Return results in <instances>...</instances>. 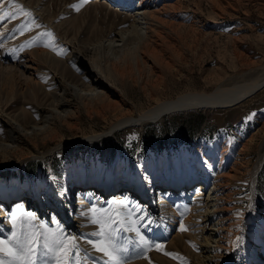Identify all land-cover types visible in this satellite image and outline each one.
Listing matches in <instances>:
<instances>
[{"label": "bare ground", "instance_id": "1", "mask_svg": "<svg viewBox=\"0 0 264 264\" xmlns=\"http://www.w3.org/2000/svg\"><path fill=\"white\" fill-rule=\"evenodd\" d=\"M49 1L51 2V0H27V5L39 8L40 15L44 13L51 18L49 20H53L54 12L49 9L51 7H47L48 4L50 5ZM56 1L58 0H52L54 3ZM99 1L118 7L116 11L125 10L127 14L122 18V22L129 17L131 24L128 28L114 33L116 24L106 30L96 26L97 23L92 21L87 27L86 34L80 36L86 29L84 24L88 18L94 20L97 17H95L98 14L96 9H99L101 4ZM195 1L196 10H200L205 0ZM236 1L238 0H207L220 12L232 8L233 2ZM260 1L263 2L260 6L264 8V0ZM88 3L93 9L87 6L86 11L78 15L70 12L55 25L65 42L72 47L65 60L57 59L48 49L35 48L25 54L26 57L22 59L24 62L15 65L5 62L0 51V121L4 128L0 134V156L22 152L29 144L35 147L46 146L45 144L50 141L60 138L57 122L72 128L77 124L82 111L89 117L109 120V130L81 137L61 138L46 153L51 154L64 146L92 143L102 136L112 134L120 127L143 126L148 121H159L165 113L175 111L174 109L180 111L189 108H228L242 103V100L251 97L264 86V77H259L250 84L248 82L231 89L219 88L212 93H185L176 99L160 101L161 103L158 102L155 106L133 116L130 103L124 96L126 90L123 91V88L127 83H131L144 90L155 91L164 84L169 75L175 74L177 63H181L186 39L190 36V33L185 31L186 24L176 19L178 11L186 6L183 0H89ZM214 15L219 13L214 12L213 17ZM114 16L112 18L106 16V20L112 22ZM85 17L88 18L83 20ZM193 25L192 28H196ZM196 33L195 30V35ZM192 34L194 36V33ZM208 34L211 33H204L202 36ZM234 49L237 60L246 54L244 52L239 54L240 52ZM83 50L91 51L93 54L88 64L82 63L85 67L83 76L86 75L89 81H83L82 75L77 76L73 73L68 64L77 68L81 63ZM132 63L133 67H131ZM250 63L254 64V61L247 60V64ZM244 64L246 63L243 62ZM43 65L50 67L55 76L62 80L51 92L46 91L45 86L35 78L36 72ZM143 75L147 78L144 82H142ZM17 96H20L24 102L29 99V103L33 101L38 105L39 120L31 119L24 109L6 111L16 103ZM70 96H75L77 103L70 102L68 100ZM261 129L263 131L264 125ZM253 139L254 136L241 148L242 154ZM206 155L207 152L202 158ZM210 157L212 165L216 163H219L220 167L224 165L222 156L212 154ZM25 159L27 160V157H22L18 164L22 166ZM242 160L247 161L245 156ZM170 165H173L171 160L156 162L151 171L148 166L145 168L139 166L141 179L136 181L128 178L124 169H120L119 173L114 171V177L108 178L102 175L92 178L87 173L70 174L57 190L43 184L33 187L28 185V189H25L17 180L13 182L12 189L4 186L0 189V236L6 237L12 231L10 212L12 204L13 207L22 205L24 212L32 210L39 222L49 226L58 224L65 231L68 230V234L79 237L83 233L91 232L89 229L94 226H88L85 223L87 218L80 215L81 212L88 211L91 204L101 205L109 201L126 200L129 207L138 205L144 210L153 209L150 205L154 199H151L149 193L151 190H157L160 194L155 201L157 209L150 210L152 212L137 213V215H145L152 221L141 228L142 234L149 242L153 239L166 240L167 246L173 247L182 240L181 249L188 252L192 264H264V213L262 215L252 213L256 206L255 201L259 199L253 189L264 165V153L259 156L258 162L251 169L244 162L232 163L226 168V173L219 174L217 178H213L202 165L195 163L191 174L183 175L180 181L172 174L173 169L176 168ZM167 167L172 168V176L167 178V181H170L168 185L164 182L165 179L157 174L162 170L164 172ZM187 171L183 170L184 173ZM246 176L251 188V193L248 194L250 203L246 212L236 216L237 181H243ZM178 182L181 185L176 189ZM207 188L210 189L208 194ZM111 192H115L114 196H111ZM70 195L72 198L75 195L78 201L69 199ZM186 210L189 211V215L182 220L184 217L182 213ZM53 220L56 223H53ZM179 222H184L187 227L185 233L176 232ZM237 237L241 239L237 241ZM126 238L133 241L137 239L134 233H127ZM189 240L195 244L190 245ZM130 245L135 246V244ZM149 262L140 259L132 264H149Z\"/></svg>", "mask_w": 264, "mask_h": 264}, {"label": "rangeland", "instance_id": "2", "mask_svg": "<svg viewBox=\"0 0 264 264\" xmlns=\"http://www.w3.org/2000/svg\"><path fill=\"white\" fill-rule=\"evenodd\" d=\"M99 2L101 4L98 7L99 9H96L98 14L95 17H97L94 20L91 17L89 19V16L83 18V20L87 18L88 20L84 24V29H86L82 31L80 36L86 34L87 27L92 21L97 23L96 26L106 30L116 24L113 29L114 33L128 28L131 24L129 17L122 22V18L127 14L125 10L119 9L116 11L118 7L107 4L104 1ZM183 2L186 8L178 11L176 19L178 22L186 24L185 31L190 33V36L187 37L188 40L186 39V44L183 47L181 63H177L175 74L169 75L165 79L164 84L155 91L144 90L138 85H132L131 83H127L124 88L122 87L123 91L124 89L126 90L124 91V96L130 103L131 115L133 116H137L140 112L155 106L160 101L176 99L185 93H212L219 88L231 89L234 86H240L248 82L250 84L251 81L264 77V8L260 6L263 3L262 1L238 0L233 2L232 8H226L222 12L217 11L218 9L215 10L216 7L208 3L207 0L203 1L200 10H196L194 6L195 0H183ZM0 3H3L8 10H12L9 7V0H0ZM16 3L31 11L36 23L41 25V27H33L32 31H25L21 35L16 29L25 23L24 17L21 16L16 20L0 22V51L2 56H4V61L18 65V63L24 62L22 59L26 57L25 54L35 48L48 49L57 59L65 60L72 47L65 42L55 25L61 22L64 16H68L70 12H74L76 15L80 14L90 3L85 4L79 11H76L71 6L80 3V0H58L56 3L51 0V2L49 1L50 5L48 4L47 7H51L52 9H49L52 13L54 12L55 18L53 20H49L51 18L44 13L40 15L39 8L27 5V0H16ZM89 8L93 9L92 6H89ZM114 12H116V16L113 15ZM214 12L219 13V15H214L213 17ZM106 16L110 18L114 16L115 19L109 22L106 20ZM199 24L200 26H198ZM192 25L196 28H192ZM195 30L197 31L196 35ZM47 31L53 33L55 46L58 50L63 48L65 50L64 54L58 55L51 48L45 47L44 42H52L47 37L43 38V42H37L31 47L22 48L33 37ZM209 32L211 34L202 36V34ZM192 33H194V36ZM234 48L240 52L239 54H243L242 52L246 54H243V57L240 56L237 60L234 55ZM81 55V63L77 68H73L75 66L68 63L70 65L69 69L77 76H83V68L85 67L82 66V63L84 65L88 64L93 57L91 51L83 50ZM240 60L246 64L243 65ZM247 60L254 61V64H247ZM131 67H133V63ZM83 77V81H89L86 75ZM35 78L38 79L41 85L45 86L44 89L48 92H51L59 81L62 82L59 77L55 76L50 67L44 65L36 72ZM146 79V75H143L142 82ZM70 97L68 99L70 102L77 103L75 96ZM242 101V103L228 108H189L180 111L174 109L175 111L165 113L159 121H148L143 126L120 127L114 130L112 134L110 133L106 137L102 136L92 143L64 146L51 154L46 153L61 138L81 137L109 130V120L95 116L92 118L82 111L77 124L72 128L62 126L57 122L60 138L50 141L45 144L46 146L38 145L35 147L29 144V146H25L22 152L0 156V189L3 186L12 189L13 182L19 180L25 189H28L29 186L33 187L43 184V186L48 185L57 190L61 188L60 186L65 182L64 179L69 177L70 174L87 173L92 178H96L95 176L97 175L108 178L113 176L114 171L119 173L120 169H124L128 178L130 177V179L136 181L141 179L139 166L143 168L148 166L150 167L149 171H151L155 167L156 162H166L168 160L173 162V165L170 166L176 168L173 169L172 174L177 176L180 181L183 179V175L191 174V169L194 168L195 163L202 165L203 169H206L213 178H217L219 174L224 172L226 173V168L232 163L244 162L251 169L258 162L259 156L264 153V129L263 131L261 129L264 125V86L251 97H247ZM15 102L14 105L6 110L7 112L24 109L28 112L31 119H34V121L39 120V107L35 102L31 101L29 103V99L24 102L20 96H17ZM253 113L255 114L253 119L247 120L246 118ZM3 130V124L0 121V134ZM252 136H254L253 141L249 142L247 150L242 154L241 148ZM206 152V157L202 158ZM212 154L222 156L225 166L222 165L221 168L219 163L212 165V158L210 157ZM243 156L246 157L247 161L242 160ZM22 157H27V160H23L24 164L20 166L18 161ZM168 168L164 172L162 170V172L157 173L161 178L165 179L164 182L167 185L170 182L167 181V178L169 179L168 176H172V168ZM184 169L188 171L184 173ZM79 189L81 188L79 187ZM250 189L248 176L243 181H237V195L235 196V199H237L236 216H241L247 211L250 203L248 198V194L251 193ZM206 190L207 194L210 193V189L207 188ZM253 191L259 199L255 201L256 206L252 213L262 215L264 213V165L258 174L257 183ZM113 193L115 194V192L110 193L111 196H114ZM158 195L160 196L159 191H150L149 196L154 199V202L152 201L150 205L153 209L144 210L141 208L143 212H152L157 209L155 201ZM69 199L76 200L75 202L78 201L75 195L73 198L70 195ZM109 203H112V201L101 205L91 204L90 208L93 206L107 208ZM13 205L10 212H15L17 216H20L21 211L17 206L13 207ZM28 212L33 213L32 210ZM188 215L189 211H184L182 220ZM153 216L156 217L154 214ZM85 223L88 226L91 225L87 219ZM181 224H184V222H179L176 232L185 233L186 231H180ZM50 227L55 228L57 225ZM59 227L62 228L60 225ZM95 229L97 230V226L94 225L89 230L92 232L96 231ZM67 231L65 232L67 233ZM126 234L120 233L119 243L122 244L127 240ZM150 243L163 245V250L158 251L155 247H152L145 252L143 249H138L129 244L128 258L126 257L127 264H132L140 259L150 261L149 264L193 263L188 252L183 248L181 249L182 240L179 241L177 246L173 247L167 246L168 242L166 240L158 241L153 239ZM189 243L190 245L195 244L191 240H189ZM81 246H84V248L91 247L83 242H81ZM165 252L177 254L178 258L174 259L171 256H167L164 254ZM92 254L96 257L102 255L94 250ZM38 264H40L39 261Z\"/></svg>", "mask_w": 264, "mask_h": 264}, {"label": "snow or ice", "instance_id": "3", "mask_svg": "<svg viewBox=\"0 0 264 264\" xmlns=\"http://www.w3.org/2000/svg\"><path fill=\"white\" fill-rule=\"evenodd\" d=\"M88 2L89 0H80V3L71 7L79 11ZM9 7L12 10H8L0 3V22L24 17L25 23L16 29L21 35L25 31H32L33 27H41L36 23L32 12L16 3V0H9ZM45 37L52 41L44 42L45 47L51 48L58 55L64 54L63 48L58 50L55 46V37L51 31L38 34L22 48L43 42ZM254 115L253 113L246 119L251 120ZM17 208L21 215L17 216L15 212L11 214L10 235L7 238L0 236V264H38V261L40 264H127L129 244H135L136 248L145 252L152 247L158 251L163 250V245L151 244L141 232V228L152 221L143 214L137 215L143 210L138 205L129 207L126 200L109 203L107 208L93 206L88 211L81 212L80 215L86 217L89 224L97 226V230L83 233L79 237L66 233L58 224L52 228L46 223L39 222L33 213L24 212L22 205H18ZM53 223L56 221L53 220ZM180 231H187V227L181 224ZM120 233H134L137 239L125 240L121 244L118 242ZM240 239L236 238L237 241ZM81 242L91 247L84 248ZM93 250L102 255L94 256ZM164 254L174 259L178 258L177 254L169 252Z\"/></svg>", "mask_w": 264, "mask_h": 264}]
</instances>
